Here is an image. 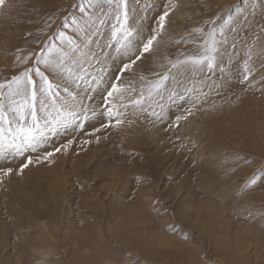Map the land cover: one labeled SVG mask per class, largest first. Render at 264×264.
<instances>
[{"label":"rangeland","instance_id":"1","mask_svg":"<svg viewBox=\"0 0 264 264\" xmlns=\"http://www.w3.org/2000/svg\"><path fill=\"white\" fill-rule=\"evenodd\" d=\"M80 2L4 0L0 83L72 36ZM98 4L92 66L68 84L90 118L38 153L0 159V264H264V0H127L137 48L169 11L153 50L123 75L132 95L199 54L211 27L221 43L212 71L173 69L150 106L121 109V124L103 114L104 97L128 57L106 47L115 12Z\"/></svg>","mask_w":264,"mask_h":264},{"label":"snow or ice","instance_id":"2","mask_svg":"<svg viewBox=\"0 0 264 264\" xmlns=\"http://www.w3.org/2000/svg\"><path fill=\"white\" fill-rule=\"evenodd\" d=\"M106 2L109 10L115 12L111 39L106 47L114 48L118 55L128 57V62L123 64L119 74L106 88L103 114L110 122L114 120L116 124L123 123L124 112L121 109L131 106L133 109L143 110V105L146 103L150 106L156 96L162 95V89L172 76L173 69L187 65H190L193 70H202L205 66L209 71L214 69L216 53L219 52L218 45L221 41L217 39L216 28L211 27L203 34L202 43L198 44L199 54L185 56L184 59L173 62L171 68L158 75V79L147 81L137 95H132L137 92V89L133 84L125 83L123 75L133 71L137 61L153 50L157 37L165 28L169 11L165 9L159 16L158 27L153 29V34L146 39L142 48H137L134 44L136 39L134 30L128 26L127 0H106ZM3 4L4 0H0V6ZM112 5H115V8H112ZM98 7H100L98 0H81V18L74 22L72 36L61 33V45H51L41 49L43 54L36 53L35 61L30 67L25 68L18 76H13L11 80L0 83V159L22 157L26 153H38L61 129H67L73 125L83 127V123H77V121L90 118L80 93L70 91L68 84H76L78 87L87 73L85 63L89 67L92 66L91 58L85 59L88 53L84 50L89 48L91 29L94 27L98 29L95 20L100 19V13L103 12V8H100V12H96ZM103 22V19H100V23ZM220 34H223L222 31ZM192 42L196 43V41ZM184 43L187 44L189 41L184 40ZM29 59L30 57L26 56L21 63L27 64ZM245 70L247 71V68ZM172 78L175 79L174 76ZM140 79L146 80L143 76ZM244 79H247V76ZM102 80L103 76L97 78L96 86H99ZM92 114L95 116L96 112L93 111ZM149 114L159 115L155 112ZM180 119L181 117L178 116L177 121ZM109 126L111 125H105V127ZM55 151L59 152L60 149L57 148ZM51 155H53L52 152H47L43 159ZM32 162V157L27 156L20 171ZM11 171V168L4 170L3 175L7 176Z\"/></svg>","mask_w":264,"mask_h":264}]
</instances>
